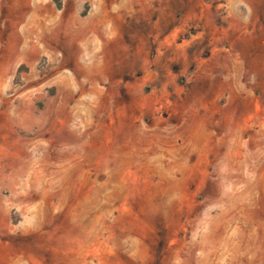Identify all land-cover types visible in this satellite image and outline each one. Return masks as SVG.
I'll use <instances>...</instances> for the list:
<instances>
[{
	"label": "rangeland",
	"instance_id": "obj_1",
	"mask_svg": "<svg viewBox=\"0 0 264 264\" xmlns=\"http://www.w3.org/2000/svg\"><path fill=\"white\" fill-rule=\"evenodd\" d=\"M3 123L0 264H264V0H0Z\"/></svg>",
	"mask_w": 264,
	"mask_h": 264
},
{
	"label": "crops",
	"instance_id": "obj_2",
	"mask_svg": "<svg viewBox=\"0 0 264 264\" xmlns=\"http://www.w3.org/2000/svg\"><path fill=\"white\" fill-rule=\"evenodd\" d=\"M157 21L154 22V24L156 25ZM159 36L160 34H156V36L154 35L155 37V40H153L154 43H156L157 39H159ZM170 36L171 34H167L166 36H164V39H162V41H158V44H157V47H156V51L158 54H161V53H164V51H162L163 49H167L169 48V46L171 47L172 45V40H170ZM89 42V41H87ZM185 43V42H184ZM184 43H180V45H183ZM178 45V44H177ZM36 47L34 46H31L30 49L27 50L26 53H31L29 51H33L35 50ZM132 51V50H131ZM166 51V50H165ZM26 56H29V54H27ZM28 58L27 60H30L31 58L29 57H26ZM100 77L98 76H94L92 79H91V82L93 83L94 81L96 80H99ZM62 78H59L57 77L55 80L56 82H54V85L56 86H60L61 87V97L60 98H50V99H53V101L56 103V106L58 108L63 109L65 108L66 111H67V115L68 117H72L75 112L78 113V110H79V107H88L89 109L90 108H94L97 107V106H101V99L100 98H105V92L106 90L103 89V88H98L96 85L92 84L88 90H85L83 92V94H80V95H75V90H74V79L73 78H69L68 79V83L67 85L66 84H62L61 80ZM64 85V86H63ZM25 91L27 92V95L31 94V95H36L37 92L41 91V84H34V85H31V86H28V88L25 89ZM103 96V97H102ZM24 99V98H23ZM129 101V100H128ZM132 105H135L137 106L138 105V102L136 101H131L129 102V106H132ZM92 108V109H93ZM88 109V110H89ZM87 110V111H88ZM40 113H37V114H40V115H43L42 110H39ZM91 113V109L89 111V114ZM16 114L18 116V119L20 118V120L24 119L23 117V110L21 109V105L17 108L16 110ZM80 114V113H79ZM42 117V116H41ZM95 118V116H92L90 115L87 120L89 122L92 121L91 118ZM95 120V119H93ZM38 121V119H37ZM60 122V126L61 127H64V123L65 121L63 119H61L60 117H57V120H56V123L58 124ZM92 123V122H91ZM94 123V122H93ZM57 124L53 127L52 129L55 130L57 129V133H60L61 129L57 128ZM7 125H5V123L3 124H0V133L2 132H7ZM11 128V126H10ZM4 129V131H2ZM69 130V129H68ZM91 136V134H89V137ZM73 138L75 137L74 135L72 136ZM6 138L7 136L5 135V133L3 134V140L6 142ZM92 144L91 142L89 141L87 144H86V148H91ZM20 151L21 150H17L16 148H11V147H8L7 145H4L0 148V152L2 153V155H5V156H17L20 154ZM23 151V150H22ZM4 167H7V163L4 164V162L2 164H0V169H2L3 172H7ZM7 170H9V168H7ZM11 178V176L9 174H6L5 173L3 174V176L1 177V179L3 181H8L9 179Z\"/></svg>",
	"mask_w": 264,
	"mask_h": 264
},
{
	"label": "trees",
	"instance_id": "obj_3",
	"mask_svg": "<svg viewBox=\"0 0 264 264\" xmlns=\"http://www.w3.org/2000/svg\"><path fill=\"white\" fill-rule=\"evenodd\" d=\"M58 7H60V4H58Z\"/></svg>",
	"mask_w": 264,
	"mask_h": 264
}]
</instances>
